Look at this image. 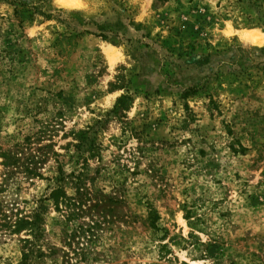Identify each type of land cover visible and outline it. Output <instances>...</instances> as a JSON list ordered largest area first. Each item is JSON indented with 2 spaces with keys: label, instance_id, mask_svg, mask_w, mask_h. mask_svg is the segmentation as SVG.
<instances>
[{
  "label": "rangeland",
  "instance_id": "374dc122",
  "mask_svg": "<svg viewBox=\"0 0 264 264\" xmlns=\"http://www.w3.org/2000/svg\"><path fill=\"white\" fill-rule=\"evenodd\" d=\"M39 206L28 264H264V0H0V208Z\"/></svg>",
  "mask_w": 264,
  "mask_h": 264
},
{
  "label": "trees",
  "instance_id": "16d2710c",
  "mask_svg": "<svg viewBox=\"0 0 264 264\" xmlns=\"http://www.w3.org/2000/svg\"><path fill=\"white\" fill-rule=\"evenodd\" d=\"M121 103L122 101H119L118 107ZM115 111H117V108ZM78 139L81 140L80 146L83 147L86 140L85 134H79ZM77 149H81V147L78 146ZM79 183H81L80 178L78 179V184ZM48 200L52 201L57 211H62L60 208L61 206L65 209V211H67V209H69L73 204L70 202L72 200L67 199L61 189L52 190L49 194ZM44 212V206H39L32 217H21L20 215H15V219L13 220L0 208V238L7 235H21L23 233L27 235L26 238L22 240L23 256L21 264H28L31 261V257L43 256L40 244L42 238V214Z\"/></svg>",
  "mask_w": 264,
  "mask_h": 264
},
{
  "label": "bare ground",
  "instance_id": "6f19581e",
  "mask_svg": "<svg viewBox=\"0 0 264 264\" xmlns=\"http://www.w3.org/2000/svg\"><path fill=\"white\" fill-rule=\"evenodd\" d=\"M56 1L58 2V1H61V0H56Z\"/></svg>",
  "mask_w": 264,
  "mask_h": 264
}]
</instances>
